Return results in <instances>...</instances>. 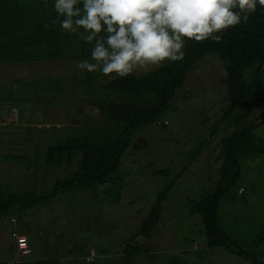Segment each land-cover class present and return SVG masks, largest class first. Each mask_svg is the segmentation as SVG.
<instances>
[{
  "label": "rangeland",
  "instance_id": "1",
  "mask_svg": "<svg viewBox=\"0 0 264 264\" xmlns=\"http://www.w3.org/2000/svg\"><path fill=\"white\" fill-rule=\"evenodd\" d=\"M79 61L65 58L0 64V181L11 192L50 190L56 177L70 169L48 167L47 147L61 136L73 135L76 128L86 132V125L99 127L98 114L92 112L93 118L87 119L88 99L98 95L90 91L91 85L102 87L113 80L100 72L79 70ZM225 74L218 55L201 59L163 115L164 125L136 134L114 174L116 183L94 192L74 189L23 217L18 226L25 224L29 229L35 248L32 259L84 264L85 256L95 249L97 264H121L125 242L131 241L156 195L178 177L162 205L158 232L151 239L137 240L151 252L136 258L134 264H253L227 249L209 248L201 217L190 211V206L214 187L210 177L216 178L223 163L221 159L213 164L226 133L220 123L229 104L222 81ZM88 78H92L91 84L86 82ZM256 119H264V107ZM256 134L264 142V125ZM78 161L75 159L71 171ZM37 163V177L26 181L21 165ZM241 167L238 187L220 204L219 222L238 247L264 254V154L242 159ZM165 169L167 177L155 175ZM124 186L122 199H118ZM241 186L246 189L243 195L238 193ZM10 228L8 221H0V248L14 245ZM13 253L17 258L16 251Z\"/></svg>",
  "mask_w": 264,
  "mask_h": 264
},
{
  "label": "trees",
  "instance_id": "2",
  "mask_svg": "<svg viewBox=\"0 0 264 264\" xmlns=\"http://www.w3.org/2000/svg\"><path fill=\"white\" fill-rule=\"evenodd\" d=\"M56 16L54 0H0V64L65 58L90 60L93 45L79 37V33L68 34L59 25H51ZM46 23L49 24L48 28L44 27ZM184 51L182 61L170 63L151 73L115 79L102 87L91 85L90 91L98 95L88 99L87 119L93 118L90 115L92 112L98 114L99 127L86 125V132L80 127L76 128L72 131L73 135L68 138L61 136L60 141L47 147L48 167L70 169L66 174L56 177L50 190L41 193L30 189L11 192L5 182L0 181V221L6 220L12 226L8 230L12 240L15 231L25 234L35 253L28 227L25 224L22 229L18 226L23 217L41 206L50 205L57 197L74 189L94 192L98 187L116 183L114 174L122 166L136 134L152 126H163V115L169 112L189 71L204 57L218 55L225 64L226 74L222 81L227 86L229 104L220 122L226 130L221 141L222 149L213 164H218L221 159L223 163L216 178L210 177L214 187L207 190L202 199L194 202L190 211L201 217L209 248L227 249L253 264L264 263V254L256 250L248 252L232 241L221 227L218 216L224 196L238 187L242 173L241 160L264 154V142L256 134L257 129L264 125V119H256L264 107V8L258 5L247 24L241 23L226 31L221 41H188ZM91 81L92 78L86 80L88 84ZM198 153L193 155V160ZM77 158L79 161L76 169L71 171ZM30 165L22 164L20 169L28 182L32 177L35 179L39 171V163ZM168 172L166 169L157 170L155 175L167 177ZM177 181L178 177L156 195L155 203L132 234L131 241L125 242L121 264H134L136 258L151 252L150 247L137 240L151 239L158 232L162 205ZM126 188L124 186L120 189L118 199H122V191ZM238 193L243 195L246 189L241 186ZM196 247L195 251L198 250ZM14 251L16 247L12 244L8 249L0 248V256L4 260L2 264L17 259L13 257ZM98 257V253L92 249L85 256L84 264H97ZM19 264L60 263L57 259L38 260L28 257Z\"/></svg>",
  "mask_w": 264,
  "mask_h": 264
},
{
  "label": "clouds",
  "instance_id": "3",
  "mask_svg": "<svg viewBox=\"0 0 264 264\" xmlns=\"http://www.w3.org/2000/svg\"><path fill=\"white\" fill-rule=\"evenodd\" d=\"M258 5L264 0H54L51 25L93 45L79 70L115 80L182 61L188 41H221Z\"/></svg>",
  "mask_w": 264,
  "mask_h": 264
},
{
  "label": "built area",
  "instance_id": "4",
  "mask_svg": "<svg viewBox=\"0 0 264 264\" xmlns=\"http://www.w3.org/2000/svg\"><path fill=\"white\" fill-rule=\"evenodd\" d=\"M12 222L16 223L15 220ZM12 238L16 247L17 259H15V261H7V264H19L22 259L31 257L33 255V251L25 234L15 231L12 233ZM94 255V252H92V256ZM3 261V258L0 256V264H2Z\"/></svg>",
  "mask_w": 264,
  "mask_h": 264
},
{
  "label": "crops",
  "instance_id": "5",
  "mask_svg": "<svg viewBox=\"0 0 264 264\" xmlns=\"http://www.w3.org/2000/svg\"><path fill=\"white\" fill-rule=\"evenodd\" d=\"M21 229H22V228H21ZM21 229H20V231H21ZM0 245H1V243H0ZM9 247H10V245L7 246V247H5V248H3V249H8ZM7 255H8V254H7ZM8 256H9V255H8ZM8 256H7V257H8ZM9 257H10V256H9ZM9 257H8V258H9ZM71 264H73V263H71Z\"/></svg>",
  "mask_w": 264,
  "mask_h": 264
}]
</instances>
